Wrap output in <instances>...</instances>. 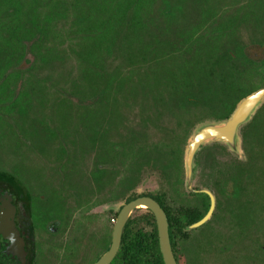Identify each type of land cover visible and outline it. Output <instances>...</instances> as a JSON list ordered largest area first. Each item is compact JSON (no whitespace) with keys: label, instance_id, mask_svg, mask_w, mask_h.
I'll return each instance as SVG.
<instances>
[{"label":"trees","instance_id":"obj_1","mask_svg":"<svg viewBox=\"0 0 264 264\" xmlns=\"http://www.w3.org/2000/svg\"><path fill=\"white\" fill-rule=\"evenodd\" d=\"M23 1L8 16L18 31L31 29L48 48L49 64L64 72L66 95L80 99L78 109L67 102L61 109L65 147L57 159L66 206L85 217L94 206L149 196L168 216L178 264L187 257L189 264H222V255L230 257L228 264H264V249L245 244L248 230L222 235L209 228L224 208L231 214L264 210V106L242 130L243 159L220 144L198 154L197 166L209 162L218 202L213 220L193 238L187 228L206 215L210 198L186 192L184 166L197 125L228 118L243 98L264 88V0ZM4 127L5 169L15 156L49 155L45 145L57 143L51 129L33 135L7 122ZM220 154L228 158L222 165ZM154 175L160 184L153 187L147 181ZM253 251L262 259H253ZM111 264H165L150 210L131 215Z\"/></svg>","mask_w":264,"mask_h":264},{"label":"flooded vegetation","instance_id":"obj_2","mask_svg":"<svg viewBox=\"0 0 264 264\" xmlns=\"http://www.w3.org/2000/svg\"><path fill=\"white\" fill-rule=\"evenodd\" d=\"M24 4L23 0H0V29L4 30L0 31V135L7 129L4 127L7 122L19 133L28 131L42 135L51 129L57 143L46 144L45 148L51 154L34 153L33 160L15 156L9 169L2 167L6 160L1 156L0 143V264H95L112 245L114 226L122 207L119 211L109 210V214H103L98 210L117 202L94 206L84 217L76 208L66 206L65 192L60 186L59 167L62 164L59 166L57 159V150L65 147V113L61 109L65 102L71 105V110L78 109L80 99L66 95L64 72L61 67L49 64L48 48L41 46L31 29L18 31L15 19L8 16L15 13L14 8ZM69 82L71 86L75 83ZM23 105L27 108L24 115L21 112ZM69 135L76 136L77 132L72 130ZM34 147L39 148L37 143ZM217 157L220 165L226 161V158ZM202 161L201 167L196 165L194 176L195 181L196 171L200 168L202 184L199 188L194 184L193 187L196 191L208 189L216 196L210 181L209 162ZM20 167L27 170L22 173ZM193 200H189L191 208ZM216 200L218 202L217 196ZM121 201L124 205L130 202ZM215 212L200 228L209 225ZM113 213L118 215L111 220L109 216ZM216 220V225L210 224L209 228L215 226L222 235L228 229L248 230L251 239L245 244L264 249V210L257 212L255 208H244L231 214L224 208ZM198 229L190 230V237L197 235L193 232ZM253 254V259L263 257L262 253L253 251ZM220 260L222 264H228L230 257L222 255Z\"/></svg>","mask_w":264,"mask_h":264},{"label":"water","instance_id":"obj_3","mask_svg":"<svg viewBox=\"0 0 264 264\" xmlns=\"http://www.w3.org/2000/svg\"><path fill=\"white\" fill-rule=\"evenodd\" d=\"M264 106V88H261L243 98L232 114L223 120L205 121L195 127L189 137L184 153L185 190L188 193L202 192L211 199L208 213L198 222L190 225L187 230H194L206 224L217 208L216 196L208 189L196 191L193 187L196 158L200 151L207 146L220 144L238 158H244L243 128L252 122L257 112ZM108 209H117L110 205ZM150 210L157 221L159 243L165 264H178L170 242L168 216L154 198L141 196L122 206L113 230V239L110 249L95 264H111L116 257L122 243L124 228L131 215L138 209Z\"/></svg>","mask_w":264,"mask_h":264},{"label":"rangeland","instance_id":"obj_4","mask_svg":"<svg viewBox=\"0 0 264 264\" xmlns=\"http://www.w3.org/2000/svg\"><path fill=\"white\" fill-rule=\"evenodd\" d=\"M246 37H245V41H246V43H249L250 42V34L249 33H246V35H245ZM231 153V152H230ZM232 154V153H231ZM234 155V154H233ZM219 156H222L221 154L219 155ZM234 156H236V155H234ZM224 158V157H223ZM228 159V158H227ZM226 159V160H227ZM21 172L22 173H24V170H27L26 169V167H21ZM31 174V173H30ZM40 176H42L41 175V173H40ZM201 173H200V168L199 169H197V171H196V177H195V181H194V187H197V188H199L200 186H201V184H202V179H201ZM158 183L160 184V179H159V177H158V175H154L150 180H148L147 181V184H151L153 187L154 186H157L158 185ZM44 187H45V185H43ZM143 191H144V187L143 186H140L139 187V189H138V193L139 194H142L143 193ZM72 205V204H71ZM113 205H115L116 207H117V209H108L107 207L108 206H110V205H108V206H105L104 207V209L103 210H98V212H100V213H103V214H109V210H114V211H119V209L124 205V203L122 202V201H119V202H117L116 204H113ZM73 206V205H72ZM112 217H113V214L112 215H110L109 216V219H111L112 220ZM198 235V234H197ZM197 235H195V236H197ZM194 236V237H195ZM187 259V261H186V263L185 264H189V262H190V257H187L186 258ZM205 264H212V262L211 261H209V262H207V263H205Z\"/></svg>","mask_w":264,"mask_h":264}]
</instances>
